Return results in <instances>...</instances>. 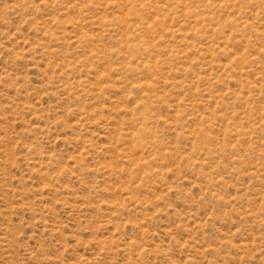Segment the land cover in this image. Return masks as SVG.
Instances as JSON below:
<instances>
[{
    "label": "rangeland",
    "instance_id": "1",
    "mask_svg": "<svg viewBox=\"0 0 264 264\" xmlns=\"http://www.w3.org/2000/svg\"><path fill=\"white\" fill-rule=\"evenodd\" d=\"M0 264H264V0H0Z\"/></svg>",
    "mask_w": 264,
    "mask_h": 264
}]
</instances>
